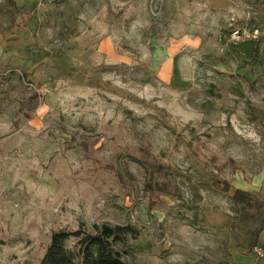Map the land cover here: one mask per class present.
Segmentation results:
<instances>
[{"label": "rangeland", "instance_id": "obj_1", "mask_svg": "<svg viewBox=\"0 0 264 264\" xmlns=\"http://www.w3.org/2000/svg\"><path fill=\"white\" fill-rule=\"evenodd\" d=\"M14 1L0 0V264H40L53 233L95 224L139 231L128 264H264L232 227L237 190L264 200V0ZM150 165L165 168L150 180Z\"/></svg>", "mask_w": 264, "mask_h": 264}, {"label": "trees", "instance_id": "obj_2", "mask_svg": "<svg viewBox=\"0 0 264 264\" xmlns=\"http://www.w3.org/2000/svg\"><path fill=\"white\" fill-rule=\"evenodd\" d=\"M8 5L16 8L14 0H8ZM253 52V59L260 60L258 44L254 45ZM150 167V180L153 179L155 169L161 171L165 168L162 165ZM148 185V191L157 199L174 195L169 182L161 185L150 182ZM232 203L237 213L232 220V227L235 232L244 235L248 243L245 255H251L259 246L260 236L264 232V200L256 194L239 189L234 193ZM139 235V231L132 225L108 224L93 225L91 233L82 229L76 232H55L40 264H128L125 257L129 256L131 240H137ZM73 239L77 243L70 248L69 242Z\"/></svg>", "mask_w": 264, "mask_h": 264}, {"label": "built area", "instance_id": "obj_3", "mask_svg": "<svg viewBox=\"0 0 264 264\" xmlns=\"http://www.w3.org/2000/svg\"><path fill=\"white\" fill-rule=\"evenodd\" d=\"M258 35V30L254 31L252 34L248 31L235 30L232 32L231 39L234 42H241L251 38L257 39Z\"/></svg>", "mask_w": 264, "mask_h": 264}, {"label": "crops", "instance_id": "obj_4", "mask_svg": "<svg viewBox=\"0 0 264 264\" xmlns=\"http://www.w3.org/2000/svg\"><path fill=\"white\" fill-rule=\"evenodd\" d=\"M156 54H157V53H156ZM158 56H160V58H169V57H171L172 55H171V53H169V51H167V50H164V51H163V50H162V51L159 52ZM158 56H157V57H158ZM263 235H264V234H263ZM261 239H262V237H261ZM259 246L264 248V243L261 244V243L259 242Z\"/></svg>", "mask_w": 264, "mask_h": 264}]
</instances>
